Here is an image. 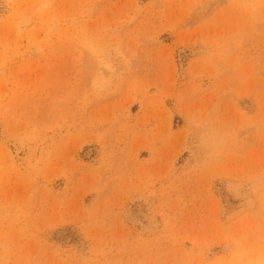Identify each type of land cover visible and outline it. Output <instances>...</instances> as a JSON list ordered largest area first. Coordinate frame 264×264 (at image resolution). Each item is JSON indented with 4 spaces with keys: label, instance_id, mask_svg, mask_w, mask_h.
Instances as JSON below:
<instances>
[{
    "label": "rangeland",
    "instance_id": "obj_1",
    "mask_svg": "<svg viewBox=\"0 0 264 264\" xmlns=\"http://www.w3.org/2000/svg\"><path fill=\"white\" fill-rule=\"evenodd\" d=\"M0 264H264V0H0Z\"/></svg>",
    "mask_w": 264,
    "mask_h": 264
}]
</instances>
